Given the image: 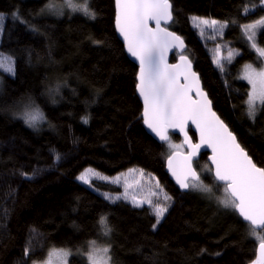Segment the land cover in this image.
Listing matches in <instances>:
<instances>
[{"label":"trees","instance_id":"trees-1","mask_svg":"<svg viewBox=\"0 0 264 264\" xmlns=\"http://www.w3.org/2000/svg\"><path fill=\"white\" fill-rule=\"evenodd\" d=\"M46 2L0 0V13L6 15L0 52L13 58L14 68L12 75L0 71V264H36L58 248L70 251L69 264H89L85 252L92 241L110 247L111 264H255L257 234L217 202L223 186L206 170L207 153L194 166L213 186V198L182 192L168 178L164 166L169 149L142 126V105L135 94L137 66L114 32V0H89L95 19L80 12L61 17L41 13ZM170 2L169 28L184 39L185 55L213 109L253 161L264 167V104L255 120L250 119L248 84L239 79L245 63H262L240 32L242 24L264 15V3ZM193 17L227 26L213 36L211 28ZM256 42L264 48V28ZM215 47L237 51L224 63V72L212 58ZM57 87L58 93L51 95L49 90ZM29 104L45 117L36 129L19 115ZM171 140L181 142L174 135ZM86 166L105 176L132 167L154 176L171 197L156 229L148 206L107 200L103 192H118L110 184L79 182ZM102 215L112 229L109 235L99 223Z\"/></svg>","mask_w":264,"mask_h":264},{"label":"snow or ice","instance_id":"snow-or-ice-1","mask_svg":"<svg viewBox=\"0 0 264 264\" xmlns=\"http://www.w3.org/2000/svg\"><path fill=\"white\" fill-rule=\"evenodd\" d=\"M264 3V0H261ZM116 30L123 38L127 52L138 61L139 71L137 74L136 90L143 99V123L159 138L165 142L171 151L168 156L169 171L175 177L180 189L196 191L206 194L208 198H213L215 193L213 186L206 184L202 179L201 172L193 167L194 158L201 148H210L212 155L209 157L212 167L206 170L213 173L217 186H223V197H216L217 202L226 209H232L243 221L249 223L251 234L256 235L257 229H264V167H259L253 161L244 147L238 142L237 137L229 130L228 126L212 110L211 101L207 94L200 87L199 77L191 70V61L187 56L181 54L179 64H169L167 55L174 48H182L183 40L174 32L168 30L167 24L173 19L172 4L170 0H115ZM67 6L73 12H80L90 19H95V12L89 8V0H84L83 4H76L73 0H64V4L56 3V0L49 2L41 9V13H54L60 15L62 7ZM13 18L20 20V16L13 13ZM193 20L200 24L215 29L219 25L222 30L226 24H221L215 19H204L193 17ZM4 20V15L0 13V22ZM154 22V27L149 22ZM27 23L26 21H22ZM235 23V21H233ZM264 27V18L242 25L248 33V40L253 41L251 47L255 49L259 57H264V48H260L255 43L257 28ZM33 31L36 29L33 27ZM101 43V41H93ZM218 58L214 61L219 71H225V64ZM233 53L230 51L227 62H231ZM11 64V58H6ZM0 61V67H3ZM246 71L242 79H246L252 85V92L247 101V115L253 121L257 114L256 101L264 104V69L256 71L251 65L245 66ZM12 72L11 67L8 68ZM59 87L50 89L51 95L57 94ZM53 103L55 100L53 99ZM24 123L36 129L45 120L43 112L33 104L26 106L25 110L19 113ZM83 122L88 123L87 117ZM194 126L199 134V143H193L188 135L189 126ZM169 130H177L183 134V145H175L171 142ZM187 145L189 151L182 155L183 163L179 169L173 167V159L178 154L177 149ZM59 160V155L56 156ZM130 172L136 169H130ZM99 176L92 169H86L77 179L84 184H90L89 175ZM25 178H29L27 173H21ZM140 175L144 176V170H140ZM102 179H107L102 177ZM114 183H119V177L113 179ZM159 191L152 195L157 197V201L148 199L147 201H137L132 197V204L140 207L147 203L155 216L153 229L160 224L168 211L170 205L167 203L171 197L164 193L163 202H160L159 182L156 184ZM106 199H111L105 196ZM120 199V197H117ZM114 202V201H113ZM99 223L104 228V235H109L112 229L107 224V216L102 215ZM31 231H35L32 229ZM260 240L259 257L255 264H264V237L257 236ZM95 245V241L91 242ZM30 249L25 248L24 254L28 256ZM110 247H92L87 254L89 264H110ZM57 256L59 264H66L68 252L62 249H53L49 253V259L45 264H53L52 257ZM35 264V262H33Z\"/></svg>","mask_w":264,"mask_h":264},{"label":"rangeland","instance_id":"rangeland-1","mask_svg":"<svg viewBox=\"0 0 264 264\" xmlns=\"http://www.w3.org/2000/svg\"><path fill=\"white\" fill-rule=\"evenodd\" d=\"M48 2H49V0H47L46 3H48ZM73 2L76 3V4H83L84 0H73ZM56 3L60 4V5H63L64 4V0H56ZM47 13H49L52 16H55V17H58V16L61 17V16H65V15H69V14H73V13H79V12H73L71 8H68L67 6H64V7H62V11H61L60 15H56V14L50 13V12H46L45 14H47ZM5 16L6 15H4V20H5ZM261 18H264V15L261 16L259 19L255 20V21H252L250 23H254V22L260 20ZM4 20L2 22H0V33L2 31V27H3L2 25L4 23ZM246 24H249V23H246ZM201 25L207 27L206 25H203V24H201ZM242 25H244V24H242ZM224 28L222 30H224ZM263 28L264 27H258L257 30H256L257 34ZM211 29L213 30V34H214L213 36L219 35V33L223 32L218 25L216 26L215 29H213V28H211ZM240 36L245 41L246 45L249 46V48L252 49L258 55V53L255 51V49H253L251 47L253 41H249L248 40V33L245 32L242 27H241ZM256 39H257V35L254 38L255 43L257 44ZM217 50H219V59H221V61L223 63H227V59L226 58H227L228 53L230 51L233 53V56H235L237 54V51L235 49H231L230 48V49H227L226 52H224L222 48L215 47V51L212 54V58L214 59V61L218 58ZM6 58H11V64H9L7 62ZM261 59H262V63H261L260 66H256L253 63H245L243 66H241V70L239 72V79L244 80L248 84L249 93H248V97L246 99L247 101L249 99L250 93L252 92V85L246 79H242V77L244 76L245 71H246L245 66L246 65H251L254 69H256V71H260L261 69H264V57H261ZM0 61H3V63H4V66L0 67V71H2L3 73H5L7 75L8 74L12 75L14 73L13 58L11 56H9V55H6V54H3V53L0 52ZM9 67H11L13 69L12 72L8 71ZM247 101H246V107H247ZM256 104H257V108L260 105H262L259 100L256 101ZM171 142L173 144H175V145H182L180 141L179 142H175V141L171 140ZM166 146H167V144H166ZM178 150L179 151H181V150L184 151V147H181V148L177 149V151ZM171 151L172 150H169L170 153H171ZM86 169H92V170H94V173H99V176H96V175H93V174L89 175V181H90V184H88L89 186H92V184L94 182L101 181V182H104L106 184H110L114 188L117 189L118 192H110L109 191V192H103L102 193V195L104 197L106 195L111 197V199H107V200H112V201H116V200L120 201V200H122V201H125V202L129 203L130 205L132 204V197L133 196L136 198L137 201H147L148 199L153 200V202L157 201V197L152 195L153 192L159 191V189H157V187H156L157 179H155L154 176L146 173L145 171H144L145 175L141 176L140 175V170L141 169H137V168H133L132 167V168H129L128 170L119 172V174H116V175H113V176H105L102 173H100L99 171H96L94 168H92L90 166H86V168H84L78 176H80L82 173H84ZM130 169H136V171L130 172L129 171ZM102 177H106L107 179H102ZM116 177H119V183H114L113 182V179L116 178ZM79 182H81V181H79ZM81 183H83V182H81ZM160 188L163 191H160L159 200H160V202H163V196H164V193H166V192H165V189H163V187L160 186ZM223 195H224V193H223V187H222L221 188L220 197H223ZM117 197H120V199H117ZM169 202L170 201H168L167 203L169 204ZM142 205H146V206L149 207V205L147 203H144ZM257 236L264 237V229L258 231L257 235L255 237L257 238ZM257 240H258V243H260V240L258 238H257ZM92 247L103 248V247H107V246L104 245V244H98V243H95V245H92V243H90L88 245L87 249H86L85 257H87V254L91 251ZM57 250H59V248ZM62 250L70 253V251H68V250H65V249H62ZM50 252H52V250H50L48 252V255L46 256V259L44 261L38 262L36 264H45V262L49 259V253ZM87 260H88V258H87ZM52 261H53V264H59V260H58L57 256H55V255H53ZM66 264H69V255L66 258Z\"/></svg>","mask_w":264,"mask_h":264},{"label":"water","instance_id":"water-1","mask_svg":"<svg viewBox=\"0 0 264 264\" xmlns=\"http://www.w3.org/2000/svg\"><path fill=\"white\" fill-rule=\"evenodd\" d=\"M114 10H115V15H114V19H113V21H114V32H116V35H117V37H118V39H119V41L120 42H122V44H123V47H124V52H126V54H127V57H128V59L132 62V63H134V65H136L137 66V71H136V73L138 74V71H139V64H138V61H136L135 60V58L134 57H132L128 52H127V49H126V47H125V45H124V41H123V38L120 36V34L118 33V31L116 30V26H115V17H116V5H115V0H114ZM173 21V19L167 24V27H168V30L169 31H171V32H174L172 29H170L169 28V25L171 24V22ZM149 24H150V26H152V27H154L155 25H154V22H149ZM175 33V32H174ZM176 35H178L177 33H175ZM179 36V35H178ZM183 40V42H184V39H182ZM186 47H185V42H184V44H183V47L182 48H174V49H172V50H170L169 51V53H168V55H167V62L169 63V64H179V63H181V61H180V55L181 54H183V55H185V51H186V49H185ZM175 56V59L174 60H172V58ZM186 56V55H185ZM189 59V58H188ZM190 60V59H189ZM191 61V60H190ZM191 70L193 71V72H195L196 74H197V76L199 77V75H198V73L196 72V70H194V67H193V63H192V61H191ZM199 82H200V87L203 89V86H202V82L200 81V77H199ZM136 83H137V75H136ZM203 91H204V89H203ZM206 94H207V92L206 91H204ZM135 94H137V96H138V98H139V101H140V103H141V105H142V113H143V99H142V97H140L139 96V94H138V92H137V90H136V88H135ZM207 98H208V95H207ZM209 99V98H208ZM211 107H212V110L215 112V110L213 109V104H212V101H211ZM142 113H141V115H142ZM216 114H217V112H215ZM217 116H219L218 114H217ZM142 117V116H141ZM221 119V118H220ZM225 123V122H224ZM226 124V123H225ZM227 125V124H226ZM142 126H144V129H145V131H146V133L148 134V135H150V136H152V138L156 141V142H158V143H162V144H166L165 142H162V141H160L159 140V138L158 137H156L155 136V134L154 133H152L151 132V130L150 129H148L147 128V126L143 123V119H142ZM229 128V127H228ZM230 130V129H229ZM189 131L190 132H192L193 134H195V140L192 138V135L191 134H189ZM234 135H235V133H233ZM177 136L180 140H181V144L183 145V141H184V136H183V134H181V133H179L177 130H169V136H170V139H171V137L172 136ZM188 135L192 138V142L193 143H199V134H198V132L196 131V129L194 128V126H189V129H188ZM236 136V135H235ZM184 147V151L183 150H181V151H177V150H175V151H177V155L175 156V158L173 159V167L174 168H177V169H179V167H180V165H182V163H183V160H182V155L183 154H186L188 151H189V149H188V147H187V145H184L183 146ZM203 153H207V163H208V165L210 166V167H212V164H211V161H210V159H209V157L212 155V152H211V149L210 148H201L200 150H199V153H198V155L194 158V161H193V167H195L196 168V166H194L195 165V163H197L198 161H199V159L201 158V156H202V154ZM169 155H171V153H169L166 157V160H165V166H164V168H165V171H166V173H167V175H168V178L170 179V181L171 182H173V184L180 190V191H186V190H183V189H180V187H179V185L176 183V180H175V177H173L172 176V174H171V172L169 171V166H168V156ZM258 166V165H257ZM196 170H197V168H196ZM211 176H213V173L211 172ZM214 178V177H213ZM238 215V214H237ZM240 217V216H239ZM242 218V217H241ZM243 219V218H242ZM246 222V221H245ZM246 223H248V222H246ZM249 224V223H248ZM260 230H262V229H257L256 231H260ZM259 244L260 243H258V245H257V250H256V259L258 260V257H259Z\"/></svg>","mask_w":264,"mask_h":264}]
</instances>
